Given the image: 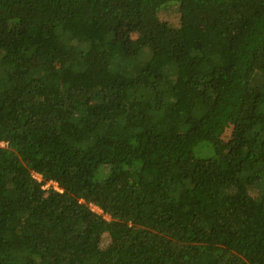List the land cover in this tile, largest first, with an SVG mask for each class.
I'll return each instance as SVG.
<instances>
[{
  "label": "trees",
  "instance_id": "obj_1",
  "mask_svg": "<svg viewBox=\"0 0 264 264\" xmlns=\"http://www.w3.org/2000/svg\"><path fill=\"white\" fill-rule=\"evenodd\" d=\"M0 264H264V0H0Z\"/></svg>",
  "mask_w": 264,
  "mask_h": 264
},
{
  "label": "built area",
  "instance_id": "obj_2",
  "mask_svg": "<svg viewBox=\"0 0 264 264\" xmlns=\"http://www.w3.org/2000/svg\"><path fill=\"white\" fill-rule=\"evenodd\" d=\"M39 181L42 180V178L38 177ZM44 189L49 190V189H54L58 190L57 186L54 183H48L46 186H44Z\"/></svg>",
  "mask_w": 264,
  "mask_h": 264
}]
</instances>
